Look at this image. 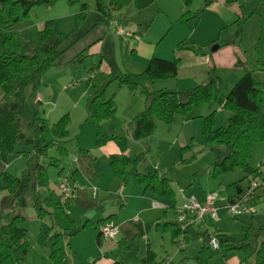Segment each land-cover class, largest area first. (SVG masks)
Masks as SVG:
<instances>
[{
  "label": "rangeland",
  "instance_id": "374dc122",
  "mask_svg": "<svg viewBox=\"0 0 264 264\" xmlns=\"http://www.w3.org/2000/svg\"><path fill=\"white\" fill-rule=\"evenodd\" d=\"M204 1L209 3L214 2V0H193L190 11L194 14V18L187 22H180V25L177 23V20H166L159 15H153L154 9L157 11L154 1V5L139 12V15L146 20V22L142 28L138 29L135 37L139 32H144L145 29L150 26L148 35L138 38L147 39L153 42L158 48L157 56L162 57L161 59H172L175 55L178 56L180 52H188L192 54L188 50H176L177 45L195 44L198 46H211V43L215 42V44L212 45L213 47L219 43L231 41L237 44L236 46L242 56L243 65L238 63L240 65H236L234 70H232L233 75L230 74V72L218 70L213 72L208 69L205 80L201 83L199 81L196 83L197 85L193 86L202 85L211 80L217 86L219 92L225 96L233 87V85L230 86L232 81H238L247 72H251L254 80L261 82L263 73L257 70V56L254 47L260 36L262 30L261 25L264 24V18L261 19L257 14L248 17L242 27L241 37L238 39L235 37L236 26L233 25L235 19L233 8L239 4H243L248 9V12L253 8H259L262 11L260 13L264 14V2L260 3L257 0H222V3L224 2V4L227 5L220 6V4H217L213 5L210 10H204L206 7ZM163 2L165 4L173 2V5L177 4L180 7V0H163ZM217 2H214L213 4ZM65 3H67V0H57L52 7L37 6L32 8L25 19L11 26V31L15 34L16 43L21 45H26L29 42L34 43L37 39L41 22H46L50 18H55L59 13H62V16L54 20L53 29L63 36L70 35L74 28V20L63 15L65 12V9L63 8L64 5H67L68 8L75 7V5L69 6ZM124 4V9H122L120 14H116L115 18L117 19L121 17L124 21L127 19L133 20L137 12V9L134 6L135 0H124ZM229 5L233 8L229 7ZM0 12L2 13V18L6 19L8 14L7 8L0 6ZM94 19V15H90L87 21L81 25V28L76 31V34L73 36L71 34L68 37L63 47L71 43L80 32L92 26ZM123 29L124 28L119 30L125 32L126 29ZM167 32L168 35L164 37ZM108 33L111 39L108 38L106 40L101 56H90L87 50L84 51L83 47L88 45V41L82 40L60 56L58 64L48 69L43 74L40 79L41 84L37 87L44 103L42 107L39 103L36 104L42 118L46 119L50 125H53L61 116L65 114L69 116L70 124L68 126L67 142L68 140L70 141L64 144L68 156L61 159L60 167L47 168L48 186H37L35 184V178L31 175L30 182L25 188H23L19 195L16 212L24 218V222L19 226L27 231L28 241V251L24 258L25 264H38L42 261H47V263L53 264L49 259L52 243L51 234L46 233V230L51 227V221L49 217L38 219L36 217L37 210L40 208V205H42L41 201L44 198H58V195H60L59 188L57 187L58 176L62 174L64 175L62 177L67 178V173L70 170L69 167L71 166V162H74L73 159L75 155H77L78 149L81 147L87 149V151L90 150V155L94 156L96 155L95 149L99 148L95 145L96 133L93 122L88 118V110L92 107L91 97L93 96V89H97L102 82H104L103 84H106L109 80L106 89H104L105 85H102L103 87L100 89V93L103 92L102 94L99 93L97 95V93H95L97 95V103L100 104L103 103L101 100H103L108 94L110 86H117V82L113 79L111 82L110 79L103 80L105 77V75L101 73V71H104L103 67L109 70L110 77L123 74L124 68H126L125 66L131 68L128 64V61L132 58L128 53L130 52V48L127 45L128 38H123V49H125V51H123L121 55V41L120 38L116 36L115 27L113 25L108 28ZM162 38L163 40L160 41ZM131 69L141 70L134 68ZM190 69L191 68L186 67V65H183L179 70L178 66V75L173 80L170 79L172 81L171 83H174L173 81L178 79L183 81L185 77L187 81ZM93 72H96L93 79L83 83V79L88 78ZM74 82H78V86H72L65 89L69 84ZM152 85L154 84H146L145 90H149L147 91L148 93L157 92L156 87L153 86V88H151ZM181 88L184 89H181L179 93H184L192 87L186 88L182 86ZM51 89L53 90L55 97L53 101L49 103ZM127 91L128 90L126 89L123 93H129V91ZM139 92L140 90L133 92L135 94H131L130 92L128 95L129 98H127V96H124L122 99L120 98V105L114 103L115 113L101 122V126L107 136L112 135V130L115 134L113 136L125 137V135H127L125 130L126 124L130 122L135 115H133V118L131 117L132 119L127 115L128 112L125 110V104L132 103L133 110L138 108L139 101L145 102L144 96ZM107 98H105L104 101H107ZM133 98L134 100L131 102V99ZM34 104L35 103L32 102V99L30 100L29 98H24L20 102L18 130L25 137L24 141L31 140L33 137L32 131L27 125L31 123V112ZM46 104L48 105L46 106ZM216 107L220 106L217 104L198 105L189 112H186L183 116H176L174 123L170 126H167L160 121H156V129L158 126L159 128L155 130L151 137L136 141L131 147H128L127 144L128 152H126V156H131L134 152H136L137 155L145 153L144 159L140 163V165L144 166V172H147V174L157 173L159 178H165L170 183V187L175 193L176 204L178 205H181L185 200V198L182 199V192L186 194V198L194 196L198 198L202 193H205L206 195L213 193L218 205L221 207L226 204L228 196L233 192V190L227 189L229 184L240 181L239 186L243 187L242 190L246 188V180L249 175L239 169L227 173L218 181L213 180L210 176L212 164L219 162L225 156L226 152L224 148L219 151H210L201 144L203 141V119L212 114L216 127H224L226 126L227 118L230 115V113L223 110H220L221 113L218 114L217 111H214ZM143 108L144 107H142L141 110H143ZM43 111L49 116V118L43 115ZM24 141L17 146L16 150L34 151V147H32V145H25ZM189 144L191 145L190 154H184L182 156V158L187 161L186 163H182L181 148ZM191 155H194V158H190ZM47 157L48 158L40 157V164L46 165L49 162V158L58 157L55 148L49 149ZM26 161L27 159L25 157L18 158L11 165L9 169L10 171L6 172L12 176L19 177L25 168ZM132 161H130V163ZM262 163L264 164V142L255 143L250 149L248 159L249 167L252 170H257L259 168V171H263L264 173V166H261ZM96 167H98L101 174H104L108 171L109 166L108 163H105L101 159L98 161ZM124 172L128 175V173L132 171L124 170ZM134 172L136 171H133V173ZM66 178H64V180L67 181ZM126 179L129 182V186L125 192L131 197H135V194L137 193L138 197L141 190L142 195L143 185L137 184L134 178L132 180L130 175L126 176ZM0 184L2 185V183ZM69 184L70 183H68V187L70 188ZM190 184H192L191 188L188 191H185ZM118 191L119 189L115 193L116 196H118ZM256 193H258L257 196L260 198V201L254 206L251 205L253 208V214L251 216L253 217L242 215L237 219L234 218L227 209L221 208L217 212L216 219V221H218L216 224H219V226L223 228L221 230L225 232V234L236 241L244 240V242L249 245L250 252L259 249L261 244L264 243V187L257 190ZM6 195L5 191H2L0 194V207L3 211L7 210L3 201ZM74 195L75 194H73V197ZM124 197L125 195L123 193L118 196L119 203L117 202L114 213H119V210L122 208L121 204H123V206L126 205ZM111 200L114 199H109V201ZM138 206L139 203L132 201L127 203V207H123L120 212L124 216L132 217L142 208V205ZM143 215H138L134 217L133 220H140V217ZM147 218L148 219L145 222L150 225L158 220L150 222L151 217ZM168 219L169 221L172 220L171 218ZM77 230L79 231L78 233L75 232ZM83 231L81 230V226L78 223L75 225L74 222V228L72 231L63 234V244L67 257L61 264H73V262L79 260V262H83L87 259V255H93L96 253V251H94L95 248L93 247L97 248V246L95 242L89 238L93 231L91 229L87 230V232ZM247 231L248 233H246ZM147 234L148 243L151 247L153 246L152 252H154V256L156 255L154 264L160 262V259L162 258H164L161 260L163 261L162 264L164 261L169 263L171 261V264H196L195 257L200 247L199 238H196L195 236L194 238H191V242L187 245V248L180 251L178 246L170 241V232L160 234L158 231L156 232L154 228H150ZM246 236L247 239H245ZM122 238L124 239V237H121V239ZM143 242L145 241L140 238H137L134 242L127 241L130 250L125 251L124 249L128 250L125 247L124 249H121L120 254H123L124 256L123 259H119L121 264H140L138 258L142 255L146 245V243L143 245ZM164 253L166 254V257ZM117 254H119V252H117ZM252 255L253 256L250 257L248 262L242 264H251V262L254 261L255 254ZM240 256L242 255H238L234 252L230 254L221 253L213 257L210 260V264H231L232 259H238ZM101 258L102 255L100 256V259Z\"/></svg>",
  "mask_w": 264,
  "mask_h": 264
},
{
  "label": "trees",
  "instance_id": "16d2710c",
  "mask_svg": "<svg viewBox=\"0 0 264 264\" xmlns=\"http://www.w3.org/2000/svg\"><path fill=\"white\" fill-rule=\"evenodd\" d=\"M263 3L264 0H257ZM57 0H0V6L7 8L8 14L3 19L0 12V162L8 164L10 157L22 156L27 159L25 168L19 177L12 176L7 172L0 173V194L6 192L4 203L6 211L0 207V264H24V258L28 251L27 231L19 225L24 222V218L16 212L17 201L23 188L30 182V177L35 178V184L39 187L48 186V167L59 168L61 159L68 156L64 144L68 138V126L70 118L67 114L61 116L56 123L50 125L46 119L42 118L35 103L31 114V123L27 126L32 131V139L25 140L18 130V111L20 102L24 98L33 99L40 79L50 68L56 66L60 56L69 48L76 45L81 37H76L71 43L63 47L68 37L76 34L89 14L87 4L79 0H67L69 6L78 5L79 12L74 15V29L68 36L56 32L53 29V20L44 22L42 29L37 34L36 41L26 45L17 44L15 34L11 31V26L25 19L28 12L37 6L52 7ZM205 6L209 2L204 1ZM191 0H185L186 11L180 16V22H187L194 14L190 12ZM123 7L121 0H111L109 6L104 5L103 0H95V12L99 19L93 25H108L111 20L110 12L120 10ZM240 14L233 25L236 26L235 37H241V31L248 17L257 14L261 19L264 14L259 8H253L250 12L243 4H239ZM261 33L255 44L254 50L257 56V70L263 73L261 82L253 79L251 72L245 73L231 88L227 95H222L217 86L209 80L208 82L195 86L184 93L160 90L148 93L145 90L146 84L157 80L174 79L178 75L179 59L164 60L154 55L147 61L142 72L138 74L125 72L118 76L108 74L106 80H115L117 85L126 88L133 93L140 90L144 96V108L129 123L131 138L139 141L151 137L156 130V121L170 126L174 123L176 116H183L193 108L201 104H217L221 110L230 113L227 124L224 127H216L212 114L203 119V141L202 145L210 151L225 149V156L212 164L210 176L213 180H221L227 173L239 169L249 176L261 177L264 187L263 171L252 170L249 167L248 159L250 149L255 143L264 142V24L261 25ZM215 42L212 43L214 45ZM218 48L226 46H236L233 42H223L217 44ZM188 50L193 55L203 57L211 54V46L177 45L176 50ZM239 61L236 62V65ZM113 79V80H112ZM109 81V80H108ZM107 81V83H108ZM106 83L105 86L108 84ZM97 95L91 97L92 107L88 110V118L93 122L96 133V147L104 146L107 142H114L119 149V155L110 156V168L114 175L123 180L124 170L130 164L126 156L127 140L122 136H113L104 133L101 122L115 113V104L110 98L104 103H97ZM24 141L25 145H32L34 151L16 150L17 146ZM55 148L58 157L49 158L46 165L40 164V157L48 158L49 149ZM181 162L187 161L182 158L184 154H190L191 145L181 148ZM86 150H80L85 153ZM145 153L138 155L132 162L136 168L144 159ZM190 158H194L191 155ZM188 159V158H187ZM263 167L264 164L262 163ZM60 174V172H59ZM133 178L139 185H143V193H151L158 199H167L172 203L175 211V194L170 187V183L165 178H159L157 173L142 175L134 172ZM248 176V177H249ZM247 177V178H248ZM240 181L231 183L228 189L239 193ZM187 186L185 191L191 188ZM72 194L75 189L72 188ZM71 200V199H70ZM60 198H44L36 217L43 219L49 217L51 227L46 230L51 234V247L49 259L53 264H61L66 258L63 234L71 232L74 222L68 214V203ZM229 200V199H228ZM175 207V208H174ZM114 216H109L97 222V225L111 223ZM138 236L154 228L163 234L170 232L172 243L176 244L180 251L183 250L178 238L183 236L184 244L188 239L186 232H182L178 224L156 222L148 224L142 228L135 224ZM207 226L212 227L213 222H208ZM91 226L89 222L84 223L81 230ZM184 233V234H183ZM248 233V231L246 232ZM210 237H215L218 241V248L212 249L207 242ZM205 244L196 254V264H210V260L221 253L230 254L232 252L242 255L240 264L248 262L252 254L253 264H264V243L259 249L250 252L249 245L243 241H236L221 231H214L212 234L205 232L202 235ZM247 239V236L245 237ZM97 244L101 245V235L98 233ZM123 241L118 245H123ZM154 255L147 247L146 255L142 262L149 264L153 262ZM111 264H120L114 262Z\"/></svg>",
  "mask_w": 264,
  "mask_h": 264
},
{
  "label": "crops",
  "instance_id": "0c3cea01",
  "mask_svg": "<svg viewBox=\"0 0 264 264\" xmlns=\"http://www.w3.org/2000/svg\"><path fill=\"white\" fill-rule=\"evenodd\" d=\"M79 1L87 4L89 7V14L83 23H85L87 21V19L90 17V15H94V18H95L94 22H93V25H94L95 22L99 19V15L95 12V0H79ZM121 1L123 2V7L120 10L110 12L111 20L108 23V25L98 26L95 28H93V25L90 26L89 28L85 29L84 31H82L78 34V37H81V38L79 39V41L77 43H80L82 40L88 41V45L83 47V50L84 51L87 50V52L90 56H93V55H100L101 56V53L103 52V47L105 45L106 40L108 38L111 39V37L108 33V28L113 25L115 27V34H116V36H118L120 38L121 45H122V46H120V54L122 55L123 51H125V49H123V38H128L127 45L130 48V52H128V53L132 57L131 60L128 61V64L130 65L131 68L141 69V70H133V69L125 66L126 68H124V73L125 72H128V73H138L139 72L140 73V71L141 72L143 71L145 65L147 64V61L151 58V56L152 55L157 56V49L158 48L150 40L138 38V37L148 35L150 26L147 29H145L144 32H139V34L135 37V34L138 32V29L142 28V26L146 22V20H144L139 15V12L144 11L146 8H148L151 5H154L153 2L155 1L157 11H156V9H154L153 15H157V16L159 15L160 17H162L166 20H171V21L177 20V23L180 25V16L186 11L185 6H184L185 0H180V7L177 4L173 5L172 4L173 2L165 4L163 2V0H135L134 6L137 9V12H136L133 20L126 18L127 19L126 21H124L121 17H119L117 19L115 18V15L120 14L122 12V9H124V7H125L124 0H121ZM217 1L218 0H214V2H217ZM110 2H111V0H103L104 5H106V6H109ZM192 2H193V0L191 1L190 8L192 6ZM214 2H210L204 8V10H206V9L210 10L213 7V5H217V4H220V6L227 5V4H224V2L222 3V0L213 4ZM65 4H67V3H65ZM229 7H231V6L229 5ZM231 8H233V7H231ZM63 9H65V12L63 15H65L68 18L70 17L73 20H74V15L79 12L78 5H75V7H71V8L70 7L68 8L67 5H64ZM233 11H234V16H235V19H234V21H235L237 16L240 14L239 5L234 7ZM61 16H62V13H59L57 16H55V18H50L49 20H53V22H54V20H56V18L61 17ZM192 18H194V16ZM44 22L45 21L41 22L40 30L42 29ZM122 28L127 30V31L125 30V32L130 34L129 37L128 36L127 37L119 36L117 34L118 30L122 29ZM167 35H168V32L165 34L164 37H166ZM163 38L160 41H162ZM212 43H211V47H212ZM157 57H160V56H157ZM160 58H162V57H160ZM173 59H179L180 60L181 66L179 65V70H180V67H183V65H186V67L191 68L189 73H188V76H187V81H186V77L184 78L183 81L178 79V80L173 81L174 83H171L172 82L171 80H173V79H171V80L170 79L157 80V81L153 82L154 85H152L151 88H153V86H154L157 89L156 91L165 90V91H172V92H178L179 93L181 91V89H184V88H181L182 86L186 87V88H190V87L193 88V87H195L193 85H197L196 84L197 82H199V81H200V83L203 82L205 80L208 69H210L213 72L216 70L223 71V72H230V74L233 75L232 70H234V68L236 66V62L239 61V63L243 65L242 56L239 53L237 46H233V47L232 46H226V47H223L220 49L218 48L217 51L211 52L210 55H206L203 57H198V56H195V55L190 54L188 52H180L178 54V56L175 55L174 58H172V59L165 58L164 60H173ZM212 68H213V70H212ZM103 70L104 71H101V73L105 75V77L103 78V80L105 81L106 76L109 74V70L104 68V67H103ZM95 75H96V72H93L92 74L89 75L88 78L83 79V81H84L83 83L92 80ZM237 77H239V76H237ZM185 81H186V83H185ZM236 81L237 80H233L232 84H230V86L234 85L233 83H236ZM103 83L104 82H102L97 89H93L94 91H93L92 95H94L95 93H97V95H98L100 93V89L104 85H106ZM113 84H115V83H113ZM106 88H107V86L104 87V89H106ZM104 89H103V91H104ZM125 90L126 89L119 87L118 85L117 86L111 85L110 89L108 91V94L105 96V98L108 97L107 98L108 100L110 98H113L114 103H117V105H120L119 104L120 98L122 99L124 96H127V98H129L128 95L130 92L129 93H123V92H125ZM147 91H149V90H147ZM102 93H100V94H102ZM131 94H135V93H131ZM49 96H50V98H49L50 99L49 103H50L53 101V99L55 97V94L53 93L52 89L50 90ZM104 99L101 100L103 103L106 102V101H104ZM132 100H134V98L131 99V102H132ZM32 102L37 103V104L39 103L41 105V107L44 105L40 91H38V90L36 91V93L32 99ZM47 105L48 104H46V106ZM138 105H139V107L133 110L132 103L125 104V110H126V112H128L127 115L130 118L131 117L133 118L134 117L133 115L136 116L142 111L141 109H142V107H144V102L139 101ZM220 110H221L220 107H216L214 111H217V113L220 114L221 113ZM85 112H86V109H85ZM136 113H138V114H136ZM43 115L45 117L49 118V116H47L44 111H43ZM128 123L126 124V127H125V130L127 133V135H125V137L127 140L128 147L129 146L131 147V145H133L136 141L132 140V138H131V133H130V129L128 127ZM158 128H159V126H158ZM111 134L115 135L113 133V130L111 131ZM69 141L70 140H68V142ZM80 150H86V152L80 153ZM95 150H96V155L92 156V155H90V150L87 151V149L80 147L77 151V155H75V157L73 159L74 162H71V166L69 167L70 170L67 173V178L62 177L64 175L60 174L58 176V179H57L58 186L57 185L56 186L58 188H59L60 183L63 181V179L66 178L67 184L70 183L69 184L70 188L75 189V195H74L73 199H71L68 203L69 217L73 220V222H75V225H76V223H78L81 227L86 222H89L91 224V226L89 228L83 229V230L85 232H87V230H90V229L93 231L89 238L92 241H94L96 246H97V248L93 247V248H95L94 251H96L95 254L87 255V259H85V261L79 262L80 261L79 260V261L73 262V264H111L114 262H118L121 264L119 259H123V257H124L123 254H120L121 249L122 248L124 249V247H125L128 250H126V249H124V250L129 251L130 247L128 246L127 241H133L134 242L137 240V238H140V239L145 241V242H143V245H145V243H146L145 249L143 250L142 255L138 258V261L140 262V264H144L142 262V260L146 255L147 247H149V249L152 252L153 246L151 247L150 244L148 243V238H147L148 231L144 232V234L142 236H138L137 228H136L135 224H139L142 228H144L146 225H148L147 222H145L148 219L147 217H151L150 222L158 219L156 222H165V223H170V224H174V223L176 224V220H175V216H174L175 211H174V209L171 208L172 203L167 199H158L150 193H142V195H141V190H140L138 197H137V193L135 194V197H131L129 194H127L125 192V190L129 186V182L126 179V176L130 175L132 180H133V177H132L133 171H136L142 175H147V172H144V166L139 164L137 166V168H135L131 162L126 167L125 171L130 170L132 172L128 173V175L126 174V172H124L123 180H120L119 178H117L114 175L112 169L110 168V156L119 154V149L116 146V144L114 142H109V143L105 144L104 146L96 148ZM131 152H132V148H131ZM137 156L138 155L136 154V152H134V154L131 156L127 155V157L129 158L130 161L134 160ZM20 157H22V156H20ZM20 157L19 156L10 157L8 160L9 164H7V165H4L0 162V173L10 171L9 169H10L11 165ZM101 159L105 163H108V166H109L108 171H106L104 174H101L98 170V167H96V165L98 164V161H100ZM118 189H119V191L117 192L118 196L121 193H123L125 195L124 200L126 202V205L123 206V204H121V206H122L121 209H123V207L126 208L127 203H130L132 201L139 203V206L142 205V208L136 213L135 216H132V217L124 216L120 212L121 209L119 210V213H114V211L116 209V204L118 202V196H116L115 193ZM240 189L242 190L243 187H240ZM236 194L237 193H235L233 191L231 193V195L228 196L227 200L230 199L231 197L235 196ZM257 194L258 193H256L253 201L251 202V205H253V206L256 205V203H258L260 201L259 200L260 198L257 196ZM59 196L60 195H58V197ZM181 196H182V199H184V198L186 199V194L184 192H182ZM205 197H206V194L202 193V195H199L198 198H196V197L195 198L198 201H204ZM109 199H114V200L109 201ZM179 205L176 204V199H175V205L174 206L177 208ZM217 205H218V202H217ZM221 208H225L224 205H222L221 207L219 206V209H221ZM112 215L114 216V218H113L111 223L117 227L118 233L114 239L102 241V243H103V244L101 243L102 246L98 245L96 239H97V236L99 233V227L100 226L97 225V222L100 220H104L105 218L112 216ZM138 215H143V216L140 217L141 218L140 220L139 219H137V221L133 220L134 217H136ZM250 217H253V216H250ZM168 218H171L172 220L169 221ZM237 219H239V218H237ZM217 222L218 221L215 220L213 222L212 227L207 226L206 224H198V225L193 226V227H188V230L186 229V232H187L186 235H187L188 242H187V244H185L183 246V249L187 248V245L191 242V238H194V236L196 238H199V240H200V242H199L200 243L199 249H200L205 244V240H204V238H202V235L205 232H207L208 234H212L214 231L217 230V231H221L222 233H225L221 230L223 228L220 227L219 224H216ZM75 232L78 233L79 231L77 230ZM160 236H162V235H160ZM121 237H124V239L123 238L121 239ZM169 238L171 241L170 236H169ZM120 241L124 242L123 245H121V246L118 245V242H120ZM117 252H119V254H117ZM152 253H154V252H152ZM101 255H102V258L100 259ZM164 255L166 257L165 253H164ZM154 257L155 258H154L153 262H151L149 264L155 263L156 255ZM167 257H169V256H167ZM163 259L164 258L160 259V262H158L157 264H162L163 261H161V260H163ZM241 260H242V256H240V258H238V259L234 258L231 260V264H240ZM24 264H25V259H24ZM40 264H49V263H47V261H42ZM169 264H171V261ZM251 264H253V261L251 262Z\"/></svg>",
  "mask_w": 264,
  "mask_h": 264
},
{
  "label": "built area",
  "instance_id": "2783aa9c",
  "mask_svg": "<svg viewBox=\"0 0 264 264\" xmlns=\"http://www.w3.org/2000/svg\"><path fill=\"white\" fill-rule=\"evenodd\" d=\"M118 34L119 36L125 37L130 35L120 30ZM72 86H78V82L69 84L65 89ZM246 183V188L227 200L224 205L225 209H227L234 218H238L242 215L251 216L253 214L251 202L257 190L263 187L262 179L258 176H249ZM59 192L61 202L73 199L72 189L68 187L67 181L64 179L59 185ZM216 202L217 200L213 193L207 194L204 201H198L194 197L186 198L185 201L175 209V220L181 231L186 232L188 227H193L198 224H207L210 221L214 222L217 219V212L219 210V206ZM117 233L118 229L112 223H107L99 227V234L101 235L102 241L114 239ZM178 240L183 247V236H180ZM207 244L214 250L218 248V241L215 237H210ZM163 264H169V262L164 261Z\"/></svg>",
  "mask_w": 264,
  "mask_h": 264
},
{
  "label": "water",
  "instance_id": "95a60500",
  "mask_svg": "<svg viewBox=\"0 0 264 264\" xmlns=\"http://www.w3.org/2000/svg\"><path fill=\"white\" fill-rule=\"evenodd\" d=\"M211 52H215L218 50V45L213 46L211 49Z\"/></svg>",
  "mask_w": 264,
  "mask_h": 264
},
{
  "label": "bare ground",
  "instance_id": "6f19581e",
  "mask_svg": "<svg viewBox=\"0 0 264 264\" xmlns=\"http://www.w3.org/2000/svg\"><path fill=\"white\" fill-rule=\"evenodd\" d=\"M174 208H175V207H174ZM174 214H175V212H174ZM174 216H175V215H174ZM184 233H185V232H184ZM184 233H183V234H184Z\"/></svg>",
  "mask_w": 264,
  "mask_h": 264
}]
</instances>
